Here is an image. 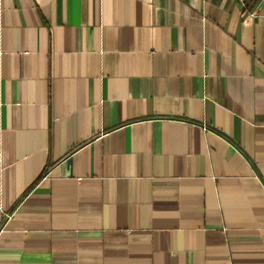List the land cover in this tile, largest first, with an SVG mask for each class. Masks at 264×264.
Here are the masks:
<instances>
[{
    "label": "crops",
    "instance_id": "0c3cea01",
    "mask_svg": "<svg viewBox=\"0 0 264 264\" xmlns=\"http://www.w3.org/2000/svg\"><path fill=\"white\" fill-rule=\"evenodd\" d=\"M0 264H264V0H0Z\"/></svg>",
    "mask_w": 264,
    "mask_h": 264
}]
</instances>
